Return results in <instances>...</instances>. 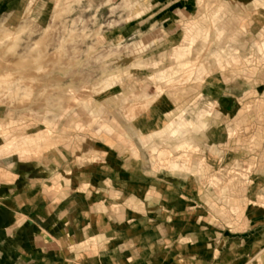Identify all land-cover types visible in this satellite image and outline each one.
Masks as SVG:
<instances>
[{"label":"rangeland","instance_id":"rangeland-1","mask_svg":"<svg viewBox=\"0 0 264 264\" xmlns=\"http://www.w3.org/2000/svg\"><path fill=\"white\" fill-rule=\"evenodd\" d=\"M140 1L0 0V188L99 140L79 162L121 205L69 258L264 264V0H194L157 46L116 36Z\"/></svg>","mask_w":264,"mask_h":264},{"label":"crops","instance_id":"crops-1","mask_svg":"<svg viewBox=\"0 0 264 264\" xmlns=\"http://www.w3.org/2000/svg\"><path fill=\"white\" fill-rule=\"evenodd\" d=\"M138 9L141 15L117 27L116 36H122L124 40L140 36L152 46L159 45L158 40L152 37L155 33H166L170 23L187 20L196 11L194 0H141ZM98 141L94 140L92 150L68 156L67 167L56 173L64 179L61 184L44 171L41 176L29 178V182L0 188V191L12 192L10 198H0V264H77L78 258H69L74 244L79 246L87 238L94 237L95 234L89 235L90 230H100L105 217L110 219L109 226L115 222V214L102 216L101 207L121 205L118 203L120 200L102 198L96 178L98 166L94 162L92 166L79 162L86 156L89 159L100 153ZM110 149H114L116 157L122 159L116 153L118 148ZM108 176L110 178L111 175ZM118 185L121 184L115 183L109 191H127L126 187ZM261 222V217H256L258 240L264 237ZM108 229L111 231L114 226ZM99 253L82 249L78 256L84 262L85 257L91 258Z\"/></svg>","mask_w":264,"mask_h":264}]
</instances>
